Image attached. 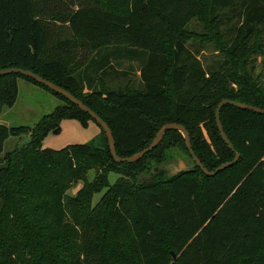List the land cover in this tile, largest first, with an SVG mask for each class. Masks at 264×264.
I'll list each match as a JSON object with an SVG mask.
<instances>
[{
	"label": "trees",
	"instance_id": "16d2710c",
	"mask_svg": "<svg viewBox=\"0 0 264 264\" xmlns=\"http://www.w3.org/2000/svg\"><path fill=\"white\" fill-rule=\"evenodd\" d=\"M237 5L241 21L225 41L228 59L205 70L183 38L201 0H0V71L29 70L69 92L108 125L122 158L146 148L163 125H182L197 158L214 171L234 158L215 124L218 103L264 109V79H252L254 69L244 66L264 36V0H213L209 13L219 30L220 11ZM109 46L145 55L141 91L83 94L75 71ZM18 79L62 104L32 128L0 126V264H102L106 248L115 252L112 264H264V115L221 109L223 130L240 158L215 176L192 162L186 172L144 180L146 161L163 163L172 146L188 155L180 133L167 132L138 162L118 164L86 113L33 80L0 77V114L15 103ZM66 120L92 121L103 146L44 149V137L59 134ZM213 120L214 143L205 150L197 130ZM22 135L27 144L3 155L5 141ZM118 171L126 181L108 186L109 174ZM90 172L95 178L86 182ZM79 182L83 187L68 196Z\"/></svg>",
	"mask_w": 264,
	"mask_h": 264
},
{
	"label": "rangeland",
	"instance_id": "374dc122",
	"mask_svg": "<svg viewBox=\"0 0 264 264\" xmlns=\"http://www.w3.org/2000/svg\"><path fill=\"white\" fill-rule=\"evenodd\" d=\"M212 1L213 0H201L203 6L201 12L195 16L186 28V32L183 33V38L186 39L189 51L199 58L201 65L205 70H213L216 63H221L224 59H228L224 52L225 41L232 38V32L238 25V22L241 21L237 5L233 10L229 9L226 11H220L216 18L219 19L221 17L219 30L215 29V20H212V15L209 13V7ZM76 53L79 54L80 52L78 51ZM78 56L79 55H76L75 57ZM235 65L236 69L239 71L240 62L235 63ZM244 66H246L247 69H254L252 79L257 81H262L264 79L263 35H259L255 40L252 52L247 56L246 64ZM25 83L26 81L22 79L18 80L16 101L12 107L2 108L0 114V126H5L7 128L26 126L32 128L42 117L50 114L56 106L62 104L60 100L48 91L33 84L26 86ZM170 103L171 120L173 121L176 120V118L173 112L172 101H170ZM86 123V126H82L75 120L63 121L60 126L59 134H54L52 132L48 133L42 140V147L44 149L59 150L68 145L90 144L94 147L101 148L103 146V140L100 129L90 120ZM156 123L157 124L155 125L159 128L160 123ZM197 132L199 133L198 138L201 145L205 150H208L210 145L214 143V120L211 123L207 122L204 124L200 130H197ZM28 139L27 135L10 137L5 141L3 155L26 145ZM178 159L185 161V163L189 165V168H193V163L188 155L184 153V149L175 145L165 152L163 163L155 164L153 161H146L149 171L142 176L143 179H161L165 174L170 176L171 171L164 169V166L171 163L176 164ZM118 172L119 174H109L106 179L108 186L116 184L119 181H126V178L122 174L123 171ZM86 178V182L94 180V172L88 173ZM82 187L83 182H79L74 188L67 192V195L74 197ZM108 188L109 187H104L99 193L95 194L92 203H97L104 196ZM105 245L110 246V242H106ZM114 254L115 252L112 249L106 248L102 264H112L115 257Z\"/></svg>",
	"mask_w": 264,
	"mask_h": 264
},
{
	"label": "water",
	"instance_id": "95a60500",
	"mask_svg": "<svg viewBox=\"0 0 264 264\" xmlns=\"http://www.w3.org/2000/svg\"><path fill=\"white\" fill-rule=\"evenodd\" d=\"M6 75H19V76L28 78L30 80H33L35 83L42 85L43 87L49 89L51 92L64 97L68 102L75 105L80 111H82L83 113H86L104 133L110 155H111L113 161L115 163H118V164H122V163L131 164V163L138 162L145 155L152 152L154 149H156L158 147V145L162 142V140H163V138L167 132L176 131V132L180 133V135L182 136L183 141H184V145H185L186 150L188 152V155H189L191 161L195 164V166L203 173V175H205L207 177H213L218 172L223 171V170L231 167L232 165L236 164L240 158V155L235 151L233 145L231 144V142L229 141V139L227 138V136L223 130V126H222L221 121H220L221 109L224 106L230 105V106H233V107L238 108V109L246 110V111L253 112V113H256L259 115H264V109L249 106V105H246L243 103H239V102H235V101H231V100H227V99H224L218 103L216 110H215V113H214L215 124H216L217 130L219 132V135H220L222 141L227 146V148L234 154V158L232 161L220 165L214 171H208L202 165V163L197 158V156L195 155V153L192 149L189 133L187 132V130L182 125L175 124V123H168V124L163 125L159 129V131L156 133V135L153 138V140L151 141V143L146 148H144L143 150L133 154L130 157L122 158V157H119L116 153L115 141H114L112 132H111L110 128L108 127V125L96 113H94L90 108H88L86 105H84L80 100L76 99L69 92H67L63 88L47 81L46 79L38 76L37 74H35L29 70H25V69H21V68H10V69H3L0 71V77L6 76ZM164 169L171 171L170 176H175V175L180 174L182 172L188 171L189 165H187V163H185V161L178 159L176 164H174V163L168 164L167 166H164ZM171 255L173 257V260H175L176 258L174 256V254L171 253Z\"/></svg>",
	"mask_w": 264,
	"mask_h": 264
},
{
	"label": "crops",
	"instance_id": "0c3cea01",
	"mask_svg": "<svg viewBox=\"0 0 264 264\" xmlns=\"http://www.w3.org/2000/svg\"><path fill=\"white\" fill-rule=\"evenodd\" d=\"M144 61V54H129L121 47L109 46L89 54L88 60L74 74L82 86L83 94L102 90L141 91L140 70ZM25 84L29 86L30 83L26 81Z\"/></svg>",
	"mask_w": 264,
	"mask_h": 264
}]
</instances>
